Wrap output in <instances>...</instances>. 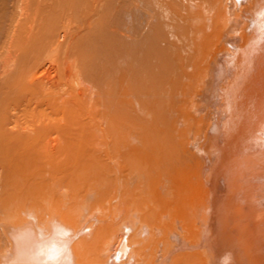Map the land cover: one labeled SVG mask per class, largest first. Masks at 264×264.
Returning a JSON list of instances; mask_svg holds the SVG:
<instances>
[{"label":"bare ground","instance_id":"6f19581e","mask_svg":"<svg viewBox=\"0 0 264 264\" xmlns=\"http://www.w3.org/2000/svg\"><path fill=\"white\" fill-rule=\"evenodd\" d=\"M115 1L0 0V264H264V0Z\"/></svg>","mask_w":264,"mask_h":264},{"label":"rangeland","instance_id":"374dc122","mask_svg":"<svg viewBox=\"0 0 264 264\" xmlns=\"http://www.w3.org/2000/svg\"><path fill=\"white\" fill-rule=\"evenodd\" d=\"M138 1L139 0H116L114 2L115 4L114 3L111 4L110 11L114 15L112 16L110 21L113 26L118 28L119 34L120 31L122 32L128 31V33H134V34H138V32L142 31L143 24H142V19L140 18L142 12L136 6ZM120 2L122 3V5L118 4ZM87 12H90L89 14L92 16L95 15V10L93 11L89 10ZM123 16L125 18H123ZM81 17L83 16L79 15V18ZM72 19L78 26L83 27L84 31L87 34L90 33V31L88 30V25L90 24V27H93L95 25L94 20H98L97 18H91V16L85 17L84 19H77L75 17H73ZM55 43L56 40L53 39L51 43L48 45L47 50L54 47Z\"/></svg>","mask_w":264,"mask_h":264},{"label":"snow or ice","instance_id":"6c2138e0","mask_svg":"<svg viewBox=\"0 0 264 264\" xmlns=\"http://www.w3.org/2000/svg\"><path fill=\"white\" fill-rule=\"evenodd\" d=\"M56 247H58L57 245H53V248H56Z\"/></svg>","mask_w":264,"mask_h":264}]
</instances>
